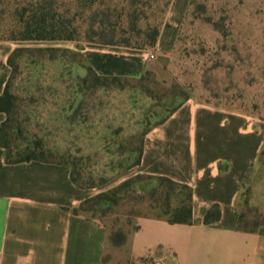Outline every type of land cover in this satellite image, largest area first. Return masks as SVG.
Listing matches in <instances>:
<instances>
[{
	"label": "rangeland",
	"instance_id": "obj_1",
	"mask_svg": "<svg viewBox=\"0 0 264 264\" xmlns=\"http://www.w3.org/2000/svg\"><path fill=\"white\" fill-rule=\"evenodd\" d=\"M39 5L71 23L78 36L71 42L17 41L9 92L24 137L40 139L49 160L67 163L79 185L101 194L134 180L126 177L143 133L186 99L264 127V0H0V40L19 37L22 10ZM155 27L163 28L164 38L158 52L156 44L143 49L157 59L148 61L140 80L101 82L84 69V46L140 50ZM141 177L119 192L115 206H87L109 237L127 239L137 219L150 215L147 194L159 183ZM236 210L245 228L264 220V144ZM102 264L131 263L126 248L107 240ZM138 264L165 262L147 257Z\"/></svg>",
	"mask_w": 264,
	"mask_h": 264
},
{
	"label": "crops",
	"instance_id": "obj_2",
	"mask_svg": "<svg viewBox=\"0 0 264 264\" xmlns=\"http://www.w3.org/2000/svg\"><path fill=\"white\" fill-rule=\"evenodd\" d=\"M15 43L0 41V95L10 77L7 60ZM81 54L100 77L138 81L149 69V52L143 50L90 45ZM4 119L0 113V124ZM263 144L264 127L255 120L193 99L146 129L139 164L126 178L163 177L188 187L192 224L170 225L153 215L138 218L123 245L130 263L149 257L165 264H264V226L238 230L236 210ZM97 194L94 188L76 187L69 166L7 165L0 148V264H102L106 227L99 218L72 212ZM213 205L220 219L204 225L203 215Z\"/></svg>",
	"mask_w": 264,
	"mask_h": 264
},
{
	"label": "trees",
	"instance_id": "obj_3",
	"mask_svg": "<svg viewBox=\"0 0 264 264\" xmlns=\"http://www.w3.org/2000/svg\"><path fill=\"white\" fill-rule=\"evenodd\" d=\"M28 12V17L24 18V15ZM57 15L54 14L49 9L45 8L43 5H39L35 9L24 8L20 15V24L23 25L19 37H13L4 41H49V42H71L76 41L78 36V31L71 23L69 25L57 20ZM159 30L158 28H153L149 31L147 44L139 48L140 50L152 49L158 39ZM1 41V40H0ZM98 44H103L107 46H113L114 43L100 41ZM125 46L128 47L126 44ZM20 49H14L10 56L8 57L7 64L10 67L12 63L13 56L18 53ZM84 69L89 74L93 75L96 81L106 82L111 80L113 82L122 80L118 77H100L96 75L90 67L84 66ZM0 113L5 115L4 121L0 124V148L5 152V164L16 165L24 164L30 162L39 163H51L57 165H66L64 162H51L47 157V151L42 144L41 140L37 137H32V139L25 138L22 129V124L17 117V105L16 98L9 92V79L6 82L3 93L0 95ZM167 116H165L159 122H162ZM144 135V133H143ZM142 135V136H143ZM141 155V146L139 152V158L134 163L133 166L139 164V159ZM132 166V167H133ZM70 167V166H69ZM142 178L141 176H135L134 180L129 179L124 181L116 188L112 189L107 193H101L95 195L94 197L84 201L79 207L74 209L72 212L76 215H85L87 218H97L95 215H88L87 206L92 204L95 206L98 203H107L109 206H115L117 204L118 194L124 187L128 186L130 183ZM150 180H156L159 185L157 188L163 187V191H160V197L163 200H156L154 198L157 193V188H153L148 192L147 196L150 201L149 212L150 215L160 217L164 219L168 224H192L191 215V191L188 187L174 183L167 178H153L148 177ZM72 183L78 188H85L79 185L73 178L71 173ZM93 187V186H92ZM90 187V188H92ZM180 192H185V196L181 197ZM220 219V210L217 205L211 206L203 215L202 223L204 225H210L218 222ZM264 226L263 222L254 226L253 228H245L241 225V216L238 215L237 228L243 232H255L258 228ZM137 228L135 227L134 230ZM120 238V240H118ZM107 240L110 241L112 246H123L126 242V237L121 235V233H113Z\"/></svg>",
	"mask_w": 264,
	"mask_h": 264
},
{
	"label": "built area",
	"instance_id": "obj_4",
	"mask_svg": "<svg viewBox=\"0 0 264 264\" xmlns=\"http://www.w3.org/2000/svg\"><path fill=\"white\" fill-rule=\"evenodd\" d=\"M148 59L153 61V60H156L157 57L153 53H151L148 55Z\"/></svg>",
	"mask_w": 264,
	"mask_h": 264
}]
</instances>
